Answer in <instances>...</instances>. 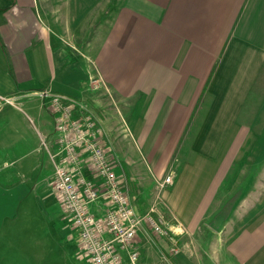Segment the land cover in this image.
I'll return each mask as SVG.
<instances>
[{"label":"crops","instance_id":"obj_1","mask_svg":"<svg viewBox=\"0 0 264 264\" xmlns=\"http://www.w3.org/2000/svg\"><path fill=\"white\" fill-rule=\"evenodd\" d=\"M263 70L264 0H0V94L17 103L0 105V264H91L54 189L43 89L103 106L87 105L137 187L175 173L161 204L188 233L178 264H264ZM135 242L162 264L148 223Z\"/></svg>","mask_w":264,"mask_h":264},{"label":"built area","instance_id":"obj_2","mask_svg":"<svg viewBox=\"0 0 264 264\" xmlns=\"http://www.w3.org/2000/svg\"><path fill=\"white\" fill-rule=\"evenodd\" d=\"M36 94L45 100L55 120L54 189L90 263L121 264L122 252L126 250L128 264H141L135 239L144 222L156 233L167 236L172 242L170 250L177 253L176 238L159 207L155 205L144 213L137 211L119 174L118 163L103 142L102 127L85 101L50 89ZM6 103L17 104L14 96L0 94V105ZM174 182L172 171L160 185L166 187ZM99 200H104L106 206L102 213L92 209ZM184 229L181 223L176 226V231ZM165 258L164 264H171L170 258Z\"/></svg>","mask_w":264,"mask_h":264},{"label":"rangeland","instance_id":"obj_3","mask_svg":"<svg viewBox=\"0 0 264 264\" xmlns=\"http://www.w3.org/2000/svg\"><path fill=\"white\" fill-rule=\"evenodd\" d=\"M263 76H264V70H263ZM256 89L264 90V81L259 82L257 84V88ZM85 103H86V105H89V107L94 111L95 114L98 113L101 116H103L102 112H104L105 110L103 109V106H101L100 104H96L97 102L95 100L89 98V99H87V101H85ZM109 105H112V104H110L108 102V104H106V106L109 107ZM124 128H126V130L123 129L124 131L123 130H119V128H116V130L118 131L117 135H116V138L119 137L118 140L121 139V138H124L125 133H128V132L131 133L129 129L127 130V126H124ZM125 148L126 149H125L124 153L126 154L127 157H130V158L137 157V156H135L136 154L134 152H132V149H131L130 146H126ZM109 154H110L111 158H113L114 160L116 159L115 156H113L110 153V151H109ZM139 154L142 155L140 148H139ZM121 164L123 165L122 172H121V175H122L121 179L123 180V184H124L125 188L127 189L128 193H129V195H130V197L132 199L133 204L134 205L136 204L141 209V211H143V213L148 211L149 209H151L153 206L156 205L157 207H159V209L162 211V213H164V215L166 216V219L169 222L168 223V228L169 227L171 228V232L173 233L174 238H176L177 248H178L179 251L177 253L176 252H172L170 250V247L172 245L171 240L167 236H163V235H161L159 233H156V234L159 235L160 237L161 236L164 237L167 240V242L169 243L167 251H165L164 255L166 257L170 258L169 260L171 261V264H178V262L176 260V257L179 254V252L181 251V244L179 242H180L181 236L183 234L186 235L188 233L186 232L185 229L183 230V232H180V230L176 231V226L179 223H181L183 225V223L181 221H179V220L171 219L170 216L167 214L166 210H164V208L162 207V204H161V194H162V192L166 188L170 187L172 184L171 185H167L166 187H161L160 181L162 179H158V180L155 181L154 188L149 189V187H147V181L145 179L141 178L140 179V187H137L135 182L133 183V180L131 179V176H130V172H129L128 168L126 167L125 163L122 161ZM178 164H179V162H175L173 167L175 166V169H177L176 167H178ZM136 165L138 167V162H136ZM249 172H250V170H248L246 172L245 176L243 177V181H245L247 179V176H248ZM166 175H167V172L164 174L163 178ZM238 187L241 188V185H239ZM183 227H184V225H183ZM165 256H164V258L162 260V264L165 263V259H166Z\"/></svg>","mask_w":264,"mask_h":264}]
</instances>
